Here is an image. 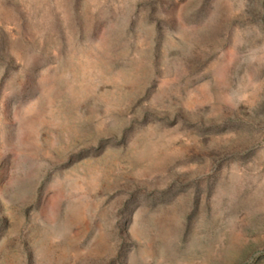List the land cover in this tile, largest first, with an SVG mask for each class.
<instances>
[{
	"label": "rangeland",
	"instance_id": "obj_1",
	"mask_svg": "<svg viewBox=\"0 0 264 264\" xmlns=\"http://www.w3.org/2000/svg\"><path fill=\"white\" fill-rule=\"evenodd\" d=\"M0 264H264V0H0Z\"/></svg>",
	"mask_w": 264,
	"mask_h": 264
}]
</instances>
